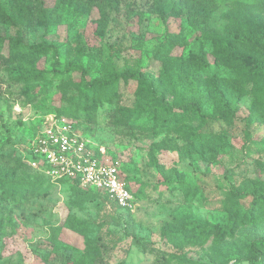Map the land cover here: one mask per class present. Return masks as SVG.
<instances>
[{
    "label": "rangeland",
    "instance_id": "obj_1",
    "mask_svg": "<svg viewBox=\"0 0 264 264\" xmlns=\"http://www.w3.org/2000/svg\"><path fill=\"white\" fill-rule=\"evenodd\" d=\"M153 1L116 0L101 17L76 0H0L1 55L27 52L0 58V264L258 258L249 244L264 239V0L186 1L178 15ZM191 102L207 117L179 109ZM54 115L118 166L130 208L28 165L27 142Z\"/></svg>",
    "mask_w": 264,
    "mask_h": 264
},
{
    "label": "built area",
    "instance_id": "obj_2",
    "mask_svg": "<svg viewBox=\"0 0 264 264\" xmlns=\"http://www.w3.org/2000/svg\"><path fill=\"white\" fill-rule=\"evenodd\" d=\"M24 156L29 166L52 183H75L81 189L100 192L123 209L132 205V192L118 166L102 162L88 140L59 116L54 115L27 142Z\"/></svg>",
    "mask_w": 264,
    "mask_h": 264
},
{
    "label": "trees",
    "instance_id": "obj_3",
    "mask_svg": "<svg viewBox=\"0 0 264 264\" xmlns=\"http://www.w3.org/2000/svg\"><path fill=\"white\" fill-rule=\"evenodd\" d=\"M61 1H72V0H61ZM78 2H84L88 5H94L97 6L101 17H105L106 16V12L108 9H113L114 5L116 4V0H76ZM186 1H193V0H154L153 3L154 5L157 7V9H159L160 11H163L165 8V4L168 2L170 8L172 9V13L174 15H178L181 13L182 8H181V4L183 2ZM205 2L210 3L211 5H216L215 4V0H205ZM184 5V4H183ZM27 52L25 51H21L19 50L17 47H8V54L7 56L4 58V56L1 55V49H0V58L3 57V59L7 60L8 62H14L17 61L19 58L23 57L24 55H26ZM119 78H125L127 80H138L139 79V74L138 73H121L118 74ZM106 91L111 92V89H108ZM179 109H183L184 111L192 109L194 110L199 116L201 117H207L205 114H201V105L199 103H183L179 106ZM177 114L173 113V114H165L164 118L162 119L161 123H160V127H166L168 125H170L171 120L176 116ZM222 115H226L229 116L230 112L228 109L224 110L223 112L219 113V117H222ZM2 161V156H0V162ZM38 172V171H37ZM41 176H43L45 179H47L44 175H42L40 172H38ZM48 180V179H47ZM62 183H67V182H62ZM69 185H71L72 187L76 188L79 191H82L86 196L88 195H103L100 192L97 191H93V190H84L78 187L77 184L75 183H67ZM185 187V185H184ZM116 205V204H115ZM117 206V205H116ZM189 226L190 228L195 229L197 232L201 233L203 231L207 232L210 231L212 229L211 226L202 224L200 222L197 221H191L189 222ZM258 243H264V239L262 238H257L254 239L250 242L249 244V249L252 253L256 254V256L259 258L261 256L260 251L257 248ZM251 259V258H241L238 255H233L228 257V261L234 262V263H238V262H242V261H246V262H250L251 264H257L259 263V259Z\"/></svg>",
    "mask_w": 264,
    "mask_h": 264
}]
</instances>
